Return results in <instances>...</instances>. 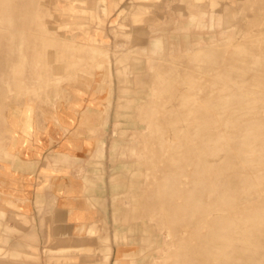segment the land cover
<instances>
[{"label": "rangeland", "instance_id": "374dc122", "mask_svg": "<svg viewBox=\"0 0 264 264\" xmlns=\"http://www.w3.org/2000/svg\"><path fill=\"white\" fill-rule=\"evenodd\" d=\"M66 108L93 214L51 264H264V0H0V165Z\"/></svg>", "mask_w": 264, "mask_h": 264}, {"label": "crops", "instance_id": "0c3cea01", "mask_svg": "<svg viewBox=\"0 0 264 264\" xmlns=\"http://www.w3.org/2000/svg\"><path fill=\"white\" fill-rule=\"evenodd\" d=\"M75 112L63 109L52 121L32 116L28 129L24 118L13 134L0 165V264H51L45 239L83 237L84 218L93 214L85 209L82 170L90 148L61 131L79 125Z\"/></svg>", "mask_w": 264, "mask_h": 264}]
</instances>
